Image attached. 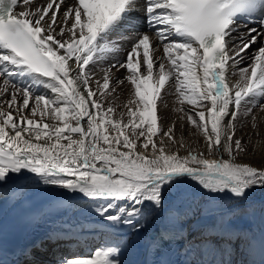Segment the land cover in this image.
I'll return each instance as SVG.
<instances>
[{
  "label": "snow or ice",
  "instance_id": "snow-or-ice-1",
  "mask_svg": "<svg viewBox=\"0 0 264 264\" xmlns=\"http://www.w3.org/2000/svg\"><path fill=\"white\" fill-rule=\"evenodd\" d=\"M66 2L0 0V201L15 207L42 187L53 203L91 202L103 227L80 231L110 228L109 238L55 264H232L240 244L252 247L235 218H264V200H250L264 190V163L238 161L262 143L251 136L264 122V0H72L61 14ZM110 56L96 78L93 66ZM166 92L202 147L178 141L175 120L163 127ZM5 237L0 218V264ZM59 240L50 231L20 246L12 264H50L43 257Z\"/></svg>",
  "mask_w": 264,
  "mask_h": 264
},
{
  "label": "bare ground",
  "instance_id": "bare-ground-1",
  "mask_svg": "<svg viewBox=\"0 0 264 264\" xmlns=\"http://www.w3.org/2000/svg\"><path fill=\"white\" fill-rule=\"evenodd\" d=\"M47 0H34V7L45 5L46 6ZM72 0H67L66 4L62 6L61 8V14L64 10V8L67 7L68 4H71ZM19 10V9H17ZM135 15L143 18V12H137ZM145 29H147V26L144 25ZM246 31V29H243ZM127 35V33H126ZM236 35H239L237 33ZM129 48V45L127 43L122 44V52L116 55V59H120L121 55H123L126 50ZM158 51L156 52V55L162 56V46L157 45ZM255 49V45H253V48L247 51V55L245 58L244 63L240 65V67H244L247 63L250 61L247 59V56L251 55L252 50ZM115 60H113L110 57H108L107 60L104 62L97 63L95 66H93L92 71L96 74V78L102 77V69L105 67H108L110 64H114ZM231 71V70H230ZM114 74H116L119 77H123L125 75V70L120 69L119 72H117L116 69H113ZM230 79L233 80L235 78L230 77ZM129 87L127 83L121 88L117 89L116 95L119 97L117 100V103L122 105L126 102L129 94ZM174 91V89H169V92ZM261 103H264V100L260 101ZM164 103L167 104V108H164L161 106L160 108V114L162 119V124L165 130L167 127L172 123V121H176V131L175 135L177 140L181 138V135H183V138L186 143H195L197 140L199 141L200 146H203V138L199 136L198 133H196V130L189 125L186 121L184 122V128L180 129V121L178 119L179 113L173 111L174 107H177L178 105L175 103V96L170 95L168 92L164 95ZM184 107L187 109L190 106L185 104ZM118 110H123L118 109ZM49 122L50 121H46ZM251 131L249 125H244L243 127H240L237 131L238 136H243L244 141L247 142L249 139L247 133ZM259 132L260 135L257 136L253 134L251 136V140L253 144H256L257 141H262V143L259 144V146L256 148L255 151H253V148L251 145L248 146V152L247 154L241 155L238 157V161L240 162H250L254 165H261L264 163V122L260 123L259 126ZM158 139V138H157ZM181 154L183 155L184 152L181 150ZM39 193H46L47 197H45L43 200L38 202L32 211L28 214V216L23 219L18 226L11 230H7L6 222L11 215L12 211L18 206L12 207L8 203L7 200L0 201V218H2L3 223L5 225L6 229V237L4 241L5 243V253L4 258L9 261V264H12L17 257L14 255L16 249H18L20 246L30 243L33 240L40 239L44 237L47 233L50 231L53 232L55 235H61L62 240L58 241V244L61 243L68 245L70 252H74V250L77 248L78 241L80 240H87L88 246L91 247V243L99 239V242H102L104 239L109 238V234L112 232V229H105L103 231H99L97 233H92L90 231L81 232L80 226L84 225L87 229L96 228L101 229L103 226L95 223L94 221L96 218L92 215H90L88 211V204L91 203L90 201H85L83 198H74L71 194H65V197L61 198V200L58 203L50 202V195L46 188H33L26 192V200L28 198L35 196ZM261 198L264 200V190L257 189L255 190L251 196L252 198ZM243 203V202H241ZM241 203L239 205H241ZM224 206L229 205V201L225 199L223 201ZM234 206V205H233ZM223 208V207H222ZM225 208V207H224ZM223 208V209H224ZM35 217L36 223L34 224H27L26 221L31 218ZM239 217H242V214H240ZM242 220V219H241ZM234 224L236 227L240 229H245L242 225L239 224L238 220L235 218ZM250 238L252 240V247L247 251V253L244 251V259L246 263L243 264H264V218L260 216V214L255 217V219L252 221L250 225ZM120 232H127L128 229L126 228H120ZM66 239L65 241L63 240ZM57 244V245H58ZM98 245V244H97ZM85 246V245H84ZM55 251L57 249L55 248ZM62 252V250H59ZM57 254V252H55ZM55 254V255H56ZM59 256V254H57ZM60 255H63V253ZM133 257L129 255H125L123 259L129 260ZM206 259H216L219 260L221 257L218 255L216 257L205 255ZM227 259L228 257H224ZM232 264H242L241 259L237 258V252L233 256H231ZM244 261V262H245ZM50 264H55L49 261Z\"/></svg>",
  "mask_w": 264,
  "mask_h": 264
},
{
  "label": "rangeland",
  "instance_id": "rangeland-1",
  "mask_svg": "<svg viewBox=\"0 0 264 264\" xmlns=\"http://www.w3.org/2000/svg\"><path fill=\"white\" fill-rule=\"evenodd\" d=\"M141 31H145L144 29H141ZM256 47H258V45H255V48ZM252 202H255V203H259L262 199L261 198H252V199H250ZM244 203V202H243ZM243 203H241V205H232V207H243ZM224 208V207H223ZM221 209V210H223V211H227L228 210V208L227 207H225L224 209ZM242 214V217H239V216H237L236 217V219L238 220V222H239V224L240 225H242L243 227H245V229L246 230H250V225H251V223H252V221L255 219V217H257V215L259 214V213H257V215L254 217V218H248V217H246L243 213H241ZM242 219V220H241ZM80 242H83V240H80ZM99 239L97 240V242L96 241H94V242H92L91 243V247L90 248H84V245H77V249H75L74 250V252H78V253H80V254H84L86 251H88V250H94L95 249V247H97L98 245H99ZM98 244V245H97ZM243 248H244V245L243 244H240L238 247H237V249H236V252H237V258H239V260L241 259V261H242V264L243 263H246V261H245V259H244V250H243ZM67 251V250H66ZM66 255H71V253L70 254H68V253H66ZM54 255L52 254V253H50L49 255H48V257H45V258H43L44 260H49V259H52V258H55V257H53ZM65 256V255H64ZM52 261V263H55V261H56V259H52L51 260ZM245 261V262H244Z\"/></svg>",
  "mask_w": 264,
  "mask_h": 264
}]
</instances>
